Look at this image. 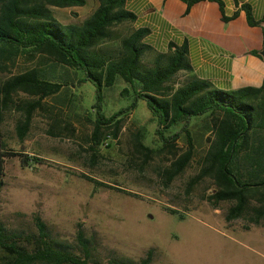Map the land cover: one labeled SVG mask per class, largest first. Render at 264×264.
Masks as SVG:
<instances>
[{
    "label": "rangeland",
    "instance_id": "374dc122",
    "mask_svg": "<svg viewBox=\"0 0 264 264\" xmlns=\"http://www.w3.org/2000/svg\"><path fill=\"white\" fill-rule=\"evenodd\" d=\"M52 7L63 24H79L97 6ZM132 22L113 28L114 39L133 30ZM152 52L143 56L145 63ZM38 68L53 82L69 83L55 94L39 99L22 91L13 93L6 106L0 93V150L39 158L23 165L20 156L5 157L0 174V221L8 230L34 232L32 216L39 213L52 236L77 244L78 226L90 240L91 258L107 262L115 257L138 261L151 251L150 264H264V223L255 224L248 215L227 221L231 201L212 205L209 195L216 185L211 176L201 177V163L209 147L211 132L192 119L188 127L190 144L179 128L174 153L136 150L135 141L153 150L161 146L155 134V120L144 100L138 99L129 113L114 127L101 130L97 145L94 132L95 87L78 82L82 72L55 64L38 54H19L5 71L0 87L9 77L29 68ZM187 73L178 72L172 85L178 86ZM71 81V82H70ZM127 87L117 80L104 88V113L110 116L134 102L132 93L121 96ZM25 135L19 136L30 104ZM207 121V119H206ZM191 156L183 170L167 183L165 170L184 153ZM252 205L258 202L252 199ZM175 210V213L169 211ZM78 253H81L76 249Z\"/></svg>",
    "mask_w": 264,
    "mask_h": 264
},
{
    "label": "trees",
    "instance_id": "16d2710c",
    "mask_svg": "<svg viewBox=\"0 0 264 264\" xmlns=\"http://www.w3.org/2000/svg\"><path fill=\"white\" fill-rule=\"evenodd\" d=\"M96 8L79 24H63L58 21L52 7H79L86 0H0V71H5L19 54L49 58L53 66L60 64L75 73L82 72L78 82L88 81L95 87L93 142L100 141L101 130L114 127L112 136L117 135L121 117L129 113L138 99L144 100L155 120V134L161 146L153 150L136 138L138 152L174 153V140L183 132L190 144L188 127L192 119L200 118V126L211 132L209 147L201 163V177L211 176L216 188L209 195L212 205L231 201L225 219L231 221L248 215V220L264 223V78L260 86H243L232 90L215 88L210 81L198 78L187 59L186 47L170 46L167 52H152L143 42L145 28H134L121 37L117 44H107L114 39L113 28L124 22H133L135 15L124 6L125 0H97ZM187 11L199 0H182ZM222 20L230 17L223 13ZM249 25H262L251 16L249 5L243 4ZM153 53L150 62L143 56ZM261 58L260 50H251ZM187 73L186 79L178 86L172 79L180 72ZM117 80L127 87L121 96L132 93L134 102L129 107H120L110 116L104 113V88H111ZM71 82V81H70ZM69 83L53 82L42 70L29 68L7 78L0 87L4 106L18 91L38 96L39 99L55 94ZM40 100L30 104L24 123L19 127L22 138L28 126L29 116ZM207 119V121H206ZM177 132L167 135L171 129ZM149 153V154H148ZM20 156L23 165L39 161L27 154L0 150V174L5 157ZM191 150L184 153L171 168L165 170L167 183L179 174L187 164ZM252 199L258 204L252 205ZM175 213V210H170ZM34 232L8 230L0 221V264H150L151 251L138 261L111 258L107 262L91 258L90 240L78 226L77 244L51 235L47 224L39 213L32 216ZM78 249L81 253L76 251Z\"/></svg>",
    "mask_w": 264,
    "mask_h": 264
},
{
    "label": "crops",
    "instance_id": "0c3cea01",
    "mask_svg": "<svg viewBox=\"0 0 264 264\" xmlns=\"http://www.w3.org/2000/svg\"><path fill=\"white\" fill-rule=\"evenodd\" d=\"M223 13L230 17L222 20ZM243 4L254 20H264V0H199L187 11L182 0H125L135 15L133 28H145L143 42L152 52H167L171 45L186 47L192 72L221 90L260 86L264 60L252 54L261 50L264 24L249 25Z\"/></svg>",
    "mask_w": 264,
    "mask_h": 264
},
{
    "label": "water",
    "instance_id": "95a60500",
    "mask_svg": "<svg viewBox=\"0 0 264 264\" xmlns=\"http://www.w3.org/2000/svg\"><path fill=\"white\" fill-rule=\"evenodd\" d=\"M260 55H261L262 59L264 60V40H263V44H262V49L260 50Z\"/></svg>",
    "mask_w": 264,
    "mask_h": 264
}]
</instances>
